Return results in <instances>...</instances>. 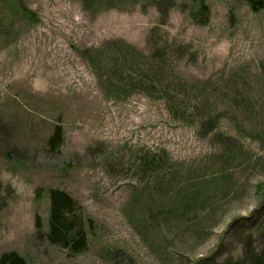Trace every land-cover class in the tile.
Segmentation results:
<instances>
[{
    "label": "rangeland",
    "instance_id": "rangeland-1",
    "mask_svg": "<svg viewBox=\"0 0 264 264\" xmlns=\"http://www.w3.org/2000/svg\"><path fill=\"white\" fill-rule=\"evenodd\" d=\"M18 1L29 16L0 0V254L252 264L249 247L264 264V11L204 0L201 23L196 0ZM51 187L76 203L79 252L45 237Z\"/></svg>",
    "mask_w": 264,
    "mask_h": 264
},
{
    "label": "trees",
    "instance_id": "trees-1",
    "mask_svg": "<svg viewBox=\"0 0 264 264\" xmlns=\"http://www.w3.org/2000/svg\"><path fill=\"white\" fill-rule=\"evenodd\" d=\"M81 4H88L91 0H80ZM198 9L192 18L199 20V22H204L207 16V7L204 0H196ZM251 11L257 12L259 10L264 11V0H242ZM16 9L18 12L24 16H29L31 13L24 8L21 2L15 0ZM92 2V1H91ZM107 2V1H106ZM111 0L108 1L107 6H110ZM157 5V10L161 17L166 15V9H162ZM120 44L125 48L134 50L131 45L119 40H111L108 44ZM107 44V45H108ZM154 67H158L154 64ZM62 142V129L60 124H55L52 128L51 134L47 138V148L50 151H55L57 147ZM153 163V158L143 155L142 164L144 169L151 168ZM171 173V172H170ZM168 173V175H170ZM165 175L157 176L156 180L161 178L165 179ZM48 198V215H47V232L45 237L47 241L51 244L59 245L62 248L68 249L70 252H79L85 247V233L82 228V220L77 213V207L74 200L66 193L64 190L51 187L46 190ZM34 226L39 227V218L35 216ZM251 249L247 247L244 253V258H247L252 264H259L260 259L257 254L253 255ZM257 255V256H256ZM0 264H28L21 256L15 252H3L0 254ZM199 264H241L239 260L231 261L230 259L224 260L222 262L202 260Z\"/></svg>",
    "mask_w": 264,
    "mask_h": 264
}]
</instances>
